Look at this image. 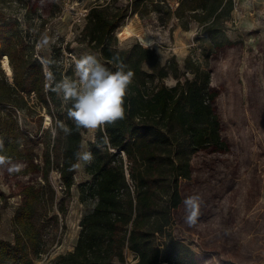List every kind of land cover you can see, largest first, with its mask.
<instances>
[{
  "label": "trees",
  "instance_id": "16d2710c",
  "mask_svg": "<svg viewBox=\"0 0 264 264\" xmlns=\"http://www.w3.org/2000/svg\"><path fill=\"white\" fill-rule=\"evenodd\" d=\"M117 1L91 5L78 37L99 54L105 66L114 71V64L122 62L126 71L133 72L125 116L97 129L88 144L94 160L85 167L90 179L79 184L80 200L90 197L96 201L79 223L73 249L59 254L52 264H114L125 261L126 251L134 254L129 264H182L180 258L192 261L194 251L175 232V214L182 203L181 184L192 178L196 153L228 150L215 107L218 91L212 85L209 58L214 51L233 45L224 26L231 18L234 0H176L175 7L166 0H126L124 5L111 8ZM150 13H156L163 24L176 18L184 29L191 21L196 22L209 44L204 55L206 67L187 58L185 67L193 77L177 79L168 86L164 79L170 73L178 78L174 57L162 63L153 47L145 48L138 42L117 48L114 32L123 21ZM61 53V47H56L50 58L55 62L50 67L57 80L61 79V70L56 71ZM117 53L119 61L114 60ZM4 56L11 67V79L0 67L3 154L12 163L23 162L26 171L43 169L42 162L46 171L42 185L27 184L17 193L20 202L13 216L14 242L0 238V264H33L46 249L32 217L38 203L46 200L52 204L55 198L48 171L57 164L61 188L69 194L77 162L74 153L79 150L85 129L77 130L67 117L71 105L62 103L46 87L34 44L27 42L17 21L7 19L0 9V63ZM31 95L35 106L48 111L56 129L43 161H35V141L19 127L15 116V111L33 110ZM57 122L66 125L70 134L66 135Z\"/></svg>",
  "mask_w": 264,
  "mask_h": 264
},
{
  "label": "rangeland",
  "instance_id": "374dc122",
  "mask_svg": "<svg viewBox=\"0 0 264 264\" xmlns=\"http://www.w3.org/2000/svg\"><path fill=\"white\" fill-rule=\"evenodd\" d=\"M105 1L0 0V9L7 19L17 21L27 42L34 44L36 58L50 59L54 48L61 47L56 71L61 70L62 78L74 75L71 58H66L63 49L75 57L94 54L103 63L97 52L80 42L78 33L84 25L81 19L84 10ZM166 1L172 7L177 5L176 0ZM125 3L126 0H118L111 3V8ZM224 33L233 45L211 53L209 65L212 85L218 91L215 107L228 150L196 153L192 158V178L181 184L182 203L175 214V232L195 253L192 261L180 258L182 264H264V0H234ZM45 36L48 44L37 47ZM114 36L117 48H127L135 42L143 45L145 39H150L157 42L152 47L162 63L174 57L178 78L170 73L164 79L168 86L174 85L177 79L193 77L185 67L187 58L206 67L204 55L209 44L202 38L196 22L191 21L184 29L176 18L163 24L156 13L144 18L133 15L123 21ZM3 63L4 59L0 67L11 79V67L7 69ZM34 102L31 95L33 110L15 111V116L19 127L35 141L37 160L43 161L46 145L50 146L54 137V120L45 108L35 106ZM51 109L57 115V109ZM95 132L85 130L82 134L81 143L88 150ZM19 164L22 169L11 174L7 171L10 165L0 167V238L5 239L9 233L12 243L13 216L20 202L17 193L27 184L42 185L46 171L43 162V169L31 171L25 170L23 162ZM56 165L47 174L55 189L54 201L38 203L32 217L46 249L33 264H52L59 254L71 251L80 231L79 223L96 201L90 197L80 200L79 184L90 179L85 164L75 168L69 194L59 188ZM191 195L201 198V214L192 225L186 223L183 207L184 199ZM133 257V252L126 251L125 261L114 264H129Z\"/></svg>",
  "mask_w": 264,
  "mask_h": 264
},
{
  "label": "clouds",
  "instance_id": "9594fccd",
  "mask_svg": "<svg viewBox=\"0 0 264 264\" xmlns=\"http://www.w3.org/2000/svg\"><path fill=\"white\" fill-rule=\"evenodd\" d=\"M157 42L145 39L143 46L152 47ZM48 44V37H44L37 47ZM41 61L46 87L54 92L65 105L67 117L74 123L77 130L85 129L95 131L106 125L113 124L125 116V98L128 95L129 86L133 82V72L126 71V65L122 62L114 64L115 70L105 66L96 55L83 54L72 57L73 76L64 75L57 80L51 65L54 61L45 57L37 56ZM114 60L119 61V54L114 55ZM57 126L67 135L71 130L64 124L57 122ZM55 134L56 129H52ZM4 143L0 139V167H7L11 174L22 169L19 163H12L10 158L3 154ZM79 168L80 164H91L94 156L87 145L81 143L79 150L74 153ZM183 207L186 223L192 225L198 221L201 214V198L199 195H191L184 199Z\"/></svg>",
  "mask_w": 264,
  "mask_h": 264
},
{
  "label": "built area",
  "instance_id": "2783aa9c",
  "mask_svg": "<svg viewBox=\"0 0 264 264\" xmlns=\"http://www.w3.org/2000/svg\"><path fill=\"white\" fill-rule=\"evenodd\" d=\"M87 12H88V9L84 10V12L81 14V19H84V17L86 16ZM81 19H80V17H79L78 20H81ZM63 54H64V55L66 56V58L69 59V60H70V58L72 59V57H75V55H73L72 52H66L65 49H63ZM16 112H18V111H16ZM35 161H38V160L35 159ZM56 172H57V171H56ZM57 179L59 180L58 172H57ZM59 182H60V180H59ZM60 184H61V182H60ZM59 188H61V185H60ZM18 196H19V195H18ZM19 197H20V196H19Z\"/></svg>",
  "mask_w": 264,
  "mask_h": 264
},
{
  "label": "bare ground",
  "instance_id": "6f19581e",
  "mask_svg": "<svg viewBox=\"0 0 264 264\" xmlns=\"http://www.w3.org/2000/svg\"><path fill=\"white\" fill-rule=\"evenodd\" d=\"M132 22H133V21H132ZM128 23H130V25L132 24L130 20H129ZM3 65H4L7 69L10 68V65H9V63H8V60H7V57H6V56H4V63H3Z\"/></svg>",
  "mask_w": 264,
  "mask_h": 264
},
{
  "label": "crops",
  "instance_id": "0c3cea01",
  "mask_svg": "<svg viewBox=\"0 0 264 264\" xmlns=\"http://www.w3.org/2000/svg\"><path fill=\"white\" fill-rule=\"evenodd\" d=\"M13 234V233H12ZM7 237L4 240H8L10 242H12V237L9 235V233L6 235ZM3 239V238H2Z\"/></svg>",
  "mask_w": 264,
  "mask_h": 264
},
{
  "label": "water",
  "instance_id": "95a60500",
  "mask_svg": "<svg viewBox=\"0 0 264 264\" xmlns=\"http://www.w3.org/2000/svg\"><path fill=\"white\" fill-rule=\"evenodd\" d=\"M3 59H4V57H3ZM1 63H2V60H1Z\"/></svg>",
  "mask_w": 264,
  "mask_h": 264
}]
</instances>
